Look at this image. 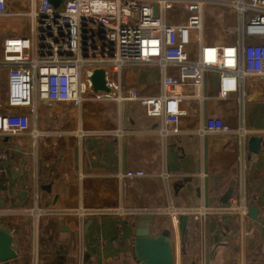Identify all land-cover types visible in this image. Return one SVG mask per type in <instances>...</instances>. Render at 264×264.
Instances as JSON below:
<instances>
[{
	"label": "crops",
	"instance_id": "0c3cea01",
	"mask_svg": "<svg viewBox=\"0 0 264 264\" xmlns=\"http://www.w3.org/2000/svg\"><path fill=\"white\" fill-rule=\"evenodd\" d=\"M222 18L216 22L220 32L232 25L228 16ZM203 41L235 44L237 32L225 41H209L203 35ZM122 72L142 95L160 94L162 76L157 68L129 67ZM4 75L0 68V91ZM206 91L210 97L202 105L197 101L183 105L187 115L180 119L181 133L167 140L157 135L161 122L145 115L142 100L84 104L78 157L67 150L56 159L51 135H1L0 231L5 238L0 253L4 247L10 251L1 264H135L129 218L108 213L123 208V189L130 191V184L119 176L124 166L145 171L149 176L136 187L166 191L177 209L196 211L204 205L208 211L204 221L183 214L188 217L184 235L180 239L178 231L173 233L175 264H181V248L185 264H206V255L207 264H264V132L246 135L243 145L238 135L197 134L203 113L216 116L222 110L239 111L242 105L248 107V115L250 109H262L264 77H247L244 91L223 101L215 98V88ZM11 112L29 114L23 109ZM162 173H167L166 180ZM232 197H244L248 214L243 220L220 213ZM74 206L84 215L57 212ZM33 207L38 216L26 213ZM157 218L159 226L168 220L162 214Z\"/></svg>",
	"mask_w": 264,
	"mask_h": 264
},
{
	"label": "built area",
	"instance_id": "2783aa9c",
	"mask_svg": "<svg viewBox=\"0 0 264 264\" xmlns=\"http://www.w3.org/2000/svg\"><path fill=\"white\" fill-rule=\"evenodd\" d=\"M211 1L61 0L55 8L45 0L40 5L36 0H0V68L5 73L1 78L0 136L51 135L56 159H62L67 150L78 157L82 153L78 142L82 106L113 100H142L145 115L161 122L156 131L159 137L167 140L179 135L187 101L202 105L210 97L206 91L210 88L223 101L243 92L247 77H264V0L222 1L238 15L236 43L222 46L203 41L202 13ZM174 8L185 14V23L168 21L167 13ZM24 18L31 20L32 40L18 34L17 26L10 29ZM146 66L157 68L162 76L158 95H142L128 77L123 79V69ZM96 69L105 70L111 93L90 91ZM262 104V109H250L249 115L244 105L239 111L222 110L216 116L203 113L197 134L202 138L238 135L243 145L246 135L264 132V99ZM15 109L29 110V114L12 113ZM119 176L130 184L127 197L132 207L108 213L128 218L162 214L168 217L173 232L178 231L180 214H194L202 221L208 215L204 205L196 211L177 209L166 191L136 187L149 176L143 170H125ZM160 177L166 180L168 175ZM25 211L39 215L36 207ZM57 212L84 215L79 206ZM220 213L243 220L248 214L244 197L229 198Z\"/></svg>",
	"mask_w": 264,
	"mask_h": 264
},
{
	"label": "water",
	"instance_id": "95a60500",
	"mask_svg": "<svg viewBox=\"0 0 264 264\" xmlns=\"http://www.w3.org/2000/svg\"><path fill=\"white\" fill-rule=\"evenodd\" d=\"M53 7L57 8L61 0H48ZM90 91L92 93L104 92L111 93L110 89L106 85L105 70L96 69L93 71L90 78ZM87 153V152H86ZM125 165V162H124ZM126 170L124 166V171ZM123 207L125 209H131L132 205L127 197V191L123 189ZM158 215L145 214L135 215L129 217L130 228V252L132 260L135 264H175V244L173 239V228L170 221L167 220L162 225H157ZM188 223V217L180 214L178 216V232L180 239L186 231ZM5 238V235L0 231V242ZM2 248V247H0ZM6 251L0 253V264L3 260H8L10 252L6 247ZM8 251V252H7ZM181 264H185L184 249H180ZM206 264L208 263V255L205 256ZM7 263V262H5Z\"/></svg>",
	"mask_w": 264,
	"mask_h": 264
},
{
	"label": "rangeland",
	"instance_id": "374dc122",
	"mask_svg": "<svg viewBox=\"0 0 264 264\" xmlns=\"http://www.w3.org/2000/svg\"><path fill=\"white\" fill-rule=\"evenodd\" d=\"M43 0H36L37 5H40ZM169 20L173 23H185L186 18L185 14L181 13L180 8H174L171 12H168ZM228 16L231 19L232 25L224 28L223 32L219 31V27L216 26V22L218 17ZM203 20V35L207 40H228L229 38L235 36L238 30V15L236 10L224 4L211 3L204 7L202 13ZM15 25L19 28L18 34L28 37L32 40V32H31V20L28 18H24L22 22L16 21ZM110 78L114 76L112 67H109ZM139 72L133 74L132 78H134Z\"/></svg>",
	"mask_w": 264,
	"mask_h": 264
}]
</instances>
